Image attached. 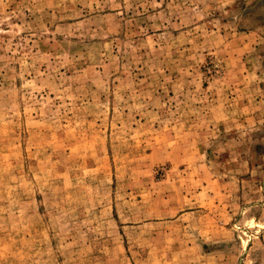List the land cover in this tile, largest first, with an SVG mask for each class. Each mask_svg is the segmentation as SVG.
<instances>
[{"label":"rangeland","instance_id":"rangeland-1","mask_svg":"<svg viewBox=\"0 0 264 264\" xmlns=\"http://www.w3.org/2000/svg\"><path fill=\"white\" fill-rule=\"evenodd\" d=\"M0 264H264V0H0Z\"/></svg>","mask_w":264,"mask_h":264}]
</instances>
